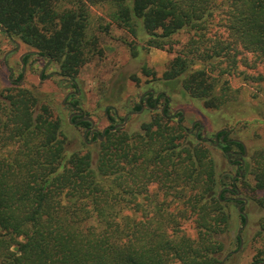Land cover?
Here are the masks:
<instances>
[{
    "label": "trees",
    "instance_id": "trees-1",
    "mask_svg": "<svg viewBox=\"0 0 264 264\" xmlns=\"http://www.w3.org/2000/svg\"><path fill=\"white\" fill-rule=\"evenodd\" d=\"M97 5L108 6L119 28L134 36L143 31L156 48L180 32L193 34L161 79L181 78L183 93L207 109L219 110L230 99L224 72L214 74L230 46H200L216 12L222 11L231 39L264 63V0H0V25L73 80L101 53L89 22V7ZM166 112L136 131L106 129L102 141L69 151L64 120L48 104L28 89H4L0 264H220L229 216L221 203L226 191L217 196L233 184L199 136L191 139L179 123L170 124ZM220 146L224 153L232 146L242 150L240 143ZM243 169L252 176V191L264 194V149L254 151ZM240 181L248 185L246 174ZM151 185L169 202L154 205ZM177 201L194 217L196 240L183 235L167 211ZM256 202L264 211V195ZM146 203L154 205L151 216ZM258 235L264 237V216Z\"/></svg>",
    "mask_w": 264,
    "mask_h": 264
},
{
    "label": "rangeland",
    "instance_id": "rangeland-1",
    "mask_svg": "<svg viewBox=\"0 0 264 264\" xmlns=\"http://www.w3.org/2000/svg\"><path fill=\"white\" fill-rule=\"evenodd\" d=\"M210 1L214 4L221 2ZM108 13L106 5L89 7L90 28L101 53L81 67L73 80L60 75L56 62L40 57L21 41L0 32V99L4 89L15 86L34 92L41 102L50 106L55 116L64 120L62 130L67 137L68 150L76 151L82 148L84 142L88 146H92L93 142L89 144L88 137L84 140V128L79 126V119L69 121L73 111L64 105L66 102L75 106L85 117L91 118L93 128L98 133L111 125L121 124L124 116L129 114L123 129L132 132L161 111L164 98H160L156 109L143 107L142 112L137 114L141 110L135 109L140 103V96L152 90L169 98L165 118L170 124L179 123L191 139L195 138L194 133L198 129L199 139L209 140L201 142L209 149L218 171L222 172V176L229 177L227 183H232L231 179L237 174L235 165L227 163L225 153L220 144L214 145L213 137L218 131L228 130L227 139L237 140L244 145L247 154L245 163L250 161L254 151L264 149V63L231 39L224 28L222 11L216 12L213 25L205 34L206 44L200 46L202 49L215 45L222 48L230 46L225 50L220 67L214 72L215 75L224 72L221 80L228 84L230 99L219 110L207 109L201 101L183 93L181 78L177 81L161 79L168 63L186 53L193 34L180 32L173 35L163 48H156L150 46L149 37L143 31H139L137 36L132 35L113 24ZM27 52L32 53L26 63L23 59L21 63L20 56ZM205 64L208 66L207 62ZM178 111L183 113L179 122ZM194 122L199 124L196 123L190 132ZM230 150L236 151L237 148L232 146ZM243 168L241 171L243 175L246 174L248 185L240 181L241 176L233 186L239 190L240 197L247 200L243 209L247 221L245 224L241 221L236 197L228 192L223 193L221 203L229 216V227L220 237L223 244L220 264H257L264 259V237L258 235L264 211L256 202L264 194L252 191V176ZM148 194L154 205L169 202L168 199L164 200L156 185L149 187ZM154 205L146 203L149 216L153 214ZM167 211L176 216L183 235L197 239L194 217L186 206L177 201ZM238 239L242 241L240 249Z\"/></svg>",
    "mask_w": 264,
    "mask_h": 264
},
{
    "label": "flooded vegetation",
    "instance_id": "flooded-vegetation-1",
    "mask_svg": "<svg viewBox=\"0 0 264 264\" xmlns=\"http://www.w3.org/2000/svg\"><path fill=\"white\" fill-rule=\"evenodd\" d=\"M71 93H69L70 95ZM75 94V93H74ZM160 98H164V103L162 104V108L164 107V109H167L168 107V104L170 103V100L169 98H165V96L163 94H160V93H155L154 91L152 90H149V91H146L144 92L141 96H140V106H141V109H143V107H147L149 110H154L157 108L158 106V102L160 100ZM64 105H66V107H69L71 108V110L73 111V113H71L70 115L72 114H75L77 113L79 110L76 109L75 106H72L69 102H66ZM180 113V116L178 117L177 119V122H179V120L181 119V117L183 116V113H181L180 111H178ZM176 113H174L175 115ZM75 117H78L79 118V122H82L81 121V118L85 117L82 113V115H73L71 119L75 118ZM193 124V123H192ZM117 125V124H116ZM115 126V125H114ZM196 126V123L191 126L190 128V132H192L194 130ZM105 129H110L109 127L105 128ZM104 130V129H103ZM102 130V131H103ZM102 131L100 133H98L97 130H95L94 128H90V124L88 127H85L84 128V140L88 137L90 139V142L89 144H91L94 139H97L99 140L100 137L104 136L102 135ZM106 131V130H105ZM197 134V137L199 135V131L198 129L196 130V132L194 133V135ZM229 134V131H225V130H221V131H218L214 134V137H213V141H214V145H218L221 144L222 145H226L228 143H240L242 145V150L240 151L239 149H237L236 151H233V150H228L226 153H225V156H226V159H227V163L230 164V165H235V168H236V172L237 174L233 176L232 178V184L235 183V180H239L242 176V171L241 169L244 167V164H245V158L247 156L246 154V150L244 148V145L237 141V140H229L227 139V135ZM199 141H203V140H207L205 138H201V139H198ZM209 141V140H207ZM226 191L228 192L229 194L235 196V201L239 204L238 205V208H240L239 212H240V215L241 213L244 214L243 212V209H244V206L246 205L247 203V200L240 197V194L239 196L237 197L236 195V191L237 188L235 186L233 187H229V188H224L223 190H221V194L223 191ZM238 198H242L244 199L245 201L243 200H239ZM237 208V209H238ZM245 215V214H244ZM246 216V215H245ZM241 217L243 218V216L241 215ZM244 219V218H243ZM244 223V222H243ZM237 252V251H236Z\"/></svg>",
    "mask_w": 264,
    "mask_h": 264
},
{
    "label": "water",
    "instance_id": "water-1",
    "mask_svg": "<svg viewBox=\"0 0 264 264\" xmlns=\"http://www.w3.org/2000/svg\"><path fill=\"white\" fill-rule=\"evenodd\" d=\"M0 32H4V28L0 25ZM17 49V48H16ZM15 49V50H16ZM30 53H32V52H27V53H24V54H22L21 56H20V58H19V61L22 63V59L27 55V54H30ZM69 95V94H68ZM67 95V96H68ZM142 112V109L137 113V114H140ZM161 114L162 115H164V107L163 108H161ZM181 113H182V111H180ZM130 114H135V113H130ZM73 115H82V112H77V113H75V114H72V115H70L69 116V121H70V119L72 118V116ZM128 115L129 114H127V115H125L124 116V118H123V122L121 123V124H117V125H115L114 126V128L113 129H109V130H115V129H117V128H123L124 127V125L126 124V121H127V117H128ZM81 121L82 122H88L89 124H90V128H93V126H94V122H93V120L91 119V118H89V117H83V118H81ZM195 123H197V124H199V122H194L193 124H192V126L195 124ZM105 130L106 129H104L103 131H102V135H104V133H105ZM225 131L227 132L228 130H226L225 129ZM195 137L196 138H198L197 137V134L195 135ZM100 141L102 140V137H100V139H99ZM236 191V195H237V197L239 196V194H240V192H239V190L237 189V190H235ZM220 194H221V192H219L218 193V199L220 198ZM239 200H243V201H245L244 199H242V198H238ZM240 210V208H238V211ZM241 215L243 216V218H244V224L246 223V221H247V218H246V216L243 214V213H241ZM239 249H240V247H241V245H242V241L240 240V242H239ZM238 249V250H239ZM237 250V251H238ZM259 264H264V261H262L261 263H259Z\"/></svg>",
    "mask_w": 264,
    "mask_h": 264
}]
</instances>
